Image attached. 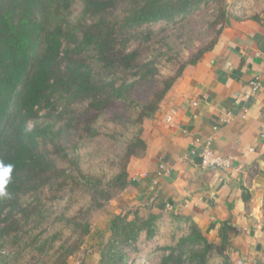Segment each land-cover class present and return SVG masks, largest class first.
I'll return each instance as SVG.
<instances>
[{"label":"trees","instance_id":"1","mask_svg":"<svg viewBox=\"0 0 264 264\" xmlns=\"http://www.w3.org/2000/svg\"><path fill=\"white\" fill-rule=\"evenodd\" d=\"M231 11L227 0H0V160L14 165L0 264H69L112 201L120 212L93 237L94 264H211L215 243L172 210L177 230L146 252L155 261H139L162 214L122 195L147 149L145 121Z\"/></svg>","mask_w":264,"mask_h":264},{"label":"crops","instance_id":"2","mask_svg":"<svg viewBox=\"0 0 264 264\" xmlns=\"http://www.w3.org/2000/svg\"><path fill=\"white\" fill-rule=\"evenodd\" d=\"M227 1L232 13L213 48L184 69L145 121L147 149L131 159L122 198L144 212L190 214L208 239L218 235L243 251L245 233L256 234L257 223L264 231V0ZM254 77L261 88L251 93ZM208 137L216 154L233 157L231 167H201L198 152ZM160 163L168 173L158 175Z\"/></svg>","mask_w":264,"mask_h":264},{"label":"rangeland","instance_id":"3","mask_svg":"<svg viewBox=\"0 0 264 264\" xmlns=\"http://www.w3.org/2000/svg\"><path fill=\"white\" fill-rule=\"evenodd\" d=\"M110 202L103 209L97 210L93 212L92 215V231L93 236L91 239H85L82 243L80 251L71 258L69 264H94L95 263V254L94 248H92L93 237L97 234L103 232L106 227V219L111 212H115L118 206L117 203ZM263 204L258 207L260 212V216L264 218V208ZM170 212V211H169ZM169 212L165 211L161 217V229L159 235L154 239L148 241L145 245H143V251L138 257V260L142 263H148L150 261L156 260V253H152L150 258H146V252L155 246L156 244H166L169 242L170 237L172 236L173 230L176 231V224L172 221L169 216ZM260 217V219H262ZM184 227V224L181 225ZM256 234L249 236V233H245V236L242 240L243 242L246 240L245 246L246 250L243 251L237 250L234 246L229 244L226 240L221 239L218 235H215L216 239H211L215 243V247L210 252V263L211 264H220L222 257L224 254H227L230 259L234 262V264H264V231L260 228V225L257 223ZM179 233V232H178ZM106 237V231L104 233ZM213 236V235H212ZM228 245V246H227ZM96 251V249H95ZM93 252V253H92ZM93 254V255H92ZM93 260V261H92ZM137 264V263H133Z\"/></svg>","mask_w":264,"mask_h":264},{"label":"built area","instance_id":"4","mask_svg":"<svg viewBox=\"0 0 264 264\" xmlns=\"http://www.w3.org/2000/svg\"><path fill=\"white\" fill-rule=\"evenodd\" d=\"M250 92L255 93L261 88V83L258 77H254L249 81ZM197 100H194L192 104L197 105ZM175 110L171 109L164 116L166 123H171L174 117ZM225 120V119H224ZM259 137L261 144L264 145V130L259 132ZM211 137L206 138L205 143L202 145L198 152L200 158V164L202 168H215V169H227L231 167L233 157L232 156H222L216 154L211 148ZM194 153V150L192 151ZM169 172L168 166L163 163L159 164L158 175L166 174ZM167 209H171L170 204H167Z\"/></svg>","mask_w":264,"mask_h":264},{"label":"clouds","instance_id":"5","mask_svg":"<svg viewBox=\"0 0 264 264\" xmlns=\"http://www.w3.org/2000/svg\"><path fill=\"white\" fill-rule=\"evenodd\" d=\"M13 169L14 165L12 163H5L0 160V198L10 196V193L6 189L12 178Z\"/></svg>","mask_w":264,"mask_h":264}]
</instances>
